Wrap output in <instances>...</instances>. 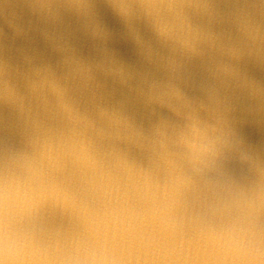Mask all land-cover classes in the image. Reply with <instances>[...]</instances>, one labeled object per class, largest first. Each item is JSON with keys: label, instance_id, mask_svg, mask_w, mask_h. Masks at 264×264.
<instances>
[{"label": "clouds", "instance_id": "obj_1", "mask_svg": "<svg viewBox=\"0 0 264 264\" xmlns=\"http://www.w3.org/2000/svg\"><path fill=\"white\" fill-rule=\"evenodd\" d=\"M5 252H6V250H5V249H3V248H0V255H4V254H5ZM0 264H4V261H3L2 259H0Z\"/></svg>", "mask_w": 264, "mask_h": 264}]
</instances>
